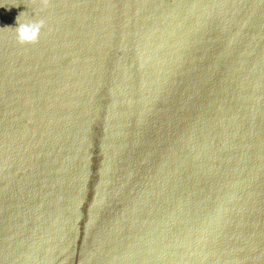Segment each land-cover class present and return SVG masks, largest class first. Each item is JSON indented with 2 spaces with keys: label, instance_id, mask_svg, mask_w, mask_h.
<instances>
[{
  "label": "water",
  "instance_id": "water-1",
  "mask_svg": "<svg viewBox=\"0 0 264 264\" xmlns=\"http://www.w3.org/2000/svg\"><path fill=\"white\" fill-rule=\"evenodd\" d=\"M0 264H264V0H0Z\"/></svg>",
  "mask_w": 264,
  "mask_h": 264
},
{
  "label": "clouds",
  "instance_id": "clouds-1",
  "mask_svg": "<svg viewBox=\"0 0 264 264\" xmlns=\"http://www.w3.org/2000/svg\"><path fill=\"white\" fill-rule=\"evenodd\" d=\"M20 15L16 19L15 26L17 42L20 44L35 43L39 39V34L43 27V21L25 20L21 22L19 19Z\"/></svg>",
  "mask_w": 264,
  "mask_h": 264
}]
</instances>
